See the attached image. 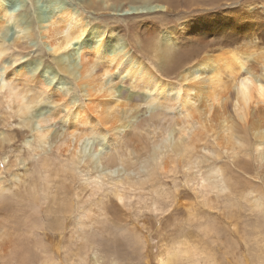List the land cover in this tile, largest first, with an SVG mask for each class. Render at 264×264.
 <instances>
[{"label":"rangeland","instance_id":"1","mask_svg":"<svg viewBox=\"0 0 264 264\" xmlns=\"http://www.w3.org/2000/svg\"><path fill=\"white\" fill-rule=\"evenodd\" d=\"M60 1L81 7L78 1ZM133 1L123 2L129 5ZM44 2L40 0L39 4L48 13L52 8H47ZM151 2V6L157 4ZM178 3L169 9L157 8L153 15L133 12L125 15L120 6L115 11L101 8L79 13L87 25L112 31L127 46L132 58L140 59L144 66H149L151 74L160 75L174 88L183 71L181 61L165 62L175 55L186 63L187 55L191 58L195 56L190 54L202 55L216 41L223 46L255 39L260 48L264 47V0H179ZM214 15L225 24L232 21L233 25L213 37L197 33L200 41L189 36L197 19H212ZM246 20L253 32L241 34L244 29L241 24ZM143 21L153 24L150 34L140 24ZM178 35L187 36L188 42ZM171 41L172 54L167 53L159 60L158 51L164 42ZM1 56L7 61L8 73L32 61L51 64L47 52L40 50L37 42L13 46ZM14 56L19 60L8 62ZM196 74L199 81L209 76V72ZM50 76L47 80L53 85L57 76ZM58 89L53 92L34 84V92H38L36 108H42L45 115L58 112L57 117L44 125V130L49 131L45 145L36 146L31 141L33 133L21 127V119L12 113L14 109H6L0 91V238L9 248L5 264H157L160 250L181 238L196 247L191 255L178 257L175 264H264V158L256 159L255 135L244 131L241 123L234 119L226 123L231 126L228 133L235 137V153L216 146L221 141L216 136L221 132L219 121L211 123L203 117V128L194 124L176 125L174 136L179 139L176 152L161 155L151 177L142 184L136 182L144 181L142 174H126L136 184L126 185L124 189L117 184L119 192L124 194V199L119 201L113 195V184L124 182L125 175H112L111 180L107 175L97 177L84 161L72 156L76 138L83 134L91 139L99 135L97 130L100 132L101 125L96 115L90 113L83 123L77 121L68 129L70 113L75 109L65 107H81L85 100L77 97L70 84L60 85ZM125 89L132 95L140 92ZM20 96L28 98L31 94L23 90ZM113 101L117 102L119 118L123 111L131 110L127 120L136 115L137 123L119 133L121 137L108 153L109 162L115 164V159L118 163L121 157L135 163L159 130L168 126L169 120L149 118L143 114L145 103L134 98L116 95ZM175 108L166 113L172 116ZM254 118L264 123L263 105L250 112L248 121ZM195 133L192 148L189 143ZM260 136L263 143L258 144L264 153V131ZM109 149L106 143L103 150ZM41 159L46 160L51 178L47 187L42 181ZM165 162L167 170L162 169ZM94 180L98 182V190L90 185ZM98 220L104 221L99 224Z\"/></svg>","mask_w":264,"mask_h":264},{"label":"bare ground","instance_id":"2","mask_svg":"<svg viewBox=\"0 0 264 264\" xmlns=\"http://www.w3.org/2000/svg\"><path fill=\"white\" fill-rule=\"evenodd\" d=\"M13 1L16 3L10 0H0V91H3L1 97L5 100L6 109H14L12 113L21 119V121L19 120L23 125L21 127L24 129L26 127L33 133L31 141L35 146L45 145L49 131L44 130V125L57 117L58 112L45 115L42 108H36L38 92H34V84L44 89H51L53 92H58L60 85L70 84L77 97L85 100V103L81 107L75 108V105L65 107L69 110L75 109V112L70 113L68 129L73 128L77 121L83 123L88 119L90 113L96 115L98 123L101 125L100 132L97 130L99 135L96 137L91 139L83 134L82 137L76 138L72 156L84 161L97 177L107 175L111 180L112 175L118 177L120 174L125 175L124 182L120 180L113 184L115 188L113 195L119 201L124 199V194L119 192L117 184L121 188L126 185L133 187L136 184L132 179H128L126 174L134 172L138 175L142 174L144 181H136L142 184L151 177L154 172L153 166L157 164V159L161 155L176 152L179 139L174 136V128L182 123L201 127L203 117L207 122L219 121L218 126L221 132L216 136L221 141L216 142V146L219 149L235 153V137L228 133L231 126L226 124L228 120L234 119L237 123H241L243 130L247 131L249 135H255L253 146L255 152L258 153L256 159L261 161L264 158V153L260 149L262 145L258 144L263 143L260 134L264 131V123L259 118L248 121L250 112L256 106L263 105L264 107V92L261 91L264 89V47L260 48L255 39L237 40L232 45L225 44L223 46H220L218 41L211 42L210 49L204 54L197 56L190 54L195 56L194 58L187 55L186 63L175 55L173 59L165 63L173 64L174 61H181L183 71L180 73L179 80L185 84L179 81L174 88L166 79L159 77L160 75H156V77L151 74L149 66H144L140 59L132 58L127 46L112 31L109 33L99 25H87L79 12L99 11L101 8L115 11L120 6L125 15L132 12L149 15L157 8L176 7L179 0H135L131 2L137 4V7H131V3L128 5L123 2L124 0H74L79 2L81 9L70 5V2L68 4L60 0H45L47 8H52L48 10V13L39 4L40 0ZM151 1H155L157 4L151 6ZM140 24L147 29L149 34L154 30L150 21H143ZM194 24L195 30H191L189 36L198 38V41L201 40V37L197 33L201 32L208 37H213L228 31L229 27L233 25L232 21L229 24L223 23L222 19L216 15L212 19H197ZM241 25L244 27L241 34L253 32L251 27H248V21ZM178 36L182 41L188 42L187 36ZM35 42L39 44L40 50L47 52L51 64L40 65L39 62L37 64L32 61L25 67L21 66L17 71L8 73L9 66L1 55L13 46H18L21 43L33 45ZM172 42H164L161 51H158L159 60L167 53L172 54ZM186 44L185 42L184 45L186 46ZM216 45L219 48H214ZM36 58L37 61L40 57ZM18 60L17 56H14V58H9L8 62L15 63ZM191 62H193L192 67H188ZM197 72H209V76L199 81ZM50 75L53 78L57 76L53 85L51 80H47L51 77ZM16 81L18 82L16 83ZM120 84L125 85L126 88L140 90V92L133 95L128 94L125 87H121V89L118 87ZM188 84L190 85L188 86ZM23 90H26L27 93L29 91L31 96H27L28 98L20 96ZM116 95L119 98H134L145 103L146 109L143 114H148L149 118L162 117L169 120L165 129L159 130L158 134L154 132L156 134L154 141L148 144L144 153L139 155V159H136L135 163L121 157L117 159L118 163L115 159V164L109 162L108 153L112 151L114 142L118 140L119 136L121 137L126 129L137 123L136 115L127 120V114L131 110L123 111L122 117L119 118L120 114H117L116 111L117 102L113 101ZM92 98L96 99V103H92ZM100 99L105 100L100 101ZM192 99L193 101H191ZM68 100L73 102L72 98ZM172 107H176V110L172 116H169L166 111ZM81 110L82 113H80ZM224 130L227 131V134H223ZM31 132L30 134H32ZM120 132L122 133L119 135ZM93 134L94 132L92 136ZM195 138L196 133L193 134L189 143L190 147L192 144V148H194ZM7 139L8 136L4 140ZM106 143L111 147L108 151L103 150ZM29 145L25 144L27 147ZM34 145L33 147H35ZM127 146L126 150H128ZM40 165L42 175L44 174L42 181L47 187L51 178L48 176L46 160L41 159ZM167 165L165 162L162 169L165 170ZM90 185L98 190L96 180ZM254 204L257 205V202L254 201ZM103 221L98 220V223L102 224ZM190 242L186 238H181L171 246L169 245V248H163L158 254L157 264H175L178 257L188 255V253L191 255L196 246H191ZM5 243L0 238V263L2 264L7 261L9 251L6 246L8 244Z\"/></svg>","mask_w":264,"mask_h":264},{"label":"snow or ice","instance_id":"3","mask_svg":"<svg viewBox=\"0 0 264 264\" xmlns=\"http://www.w3.org/2000/svg\"><path fill=\"white\" fill-rule=\"evenodd\" d=\"M261 91L264 92V89H262Z\"/></svg>","mask_w":264,"mask_h":264}]
</instances>
